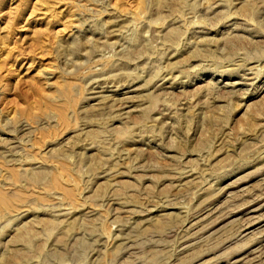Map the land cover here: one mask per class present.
Listing matches in <instances>:
<instances>
[{
    "label": "rangeland",
    "instance_id": "1",
    "mask_svg": "<svg viewBox=\"0 0 264 264\" xmlns=\"http://www.w3.org/2000/svg\"><path fill=\"white\" fill-rule=\"evenodd\" d=\"M0 264H264V0H0Z\"/></svg>",
    "mask_w": 264,
    "mask_h": 264
}]
</instances>
